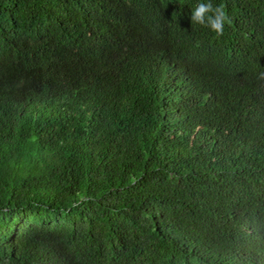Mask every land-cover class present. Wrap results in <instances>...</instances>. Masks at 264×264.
I'll return each mask as SVG.
<instances>
[{
	"label": "trees",
	"instance_id": "obj_1",
	"mask_svg": "<svg viewBox=\"0 0 264 264\" xmlns=\"http://www.w3.org/2000/svg\"><path fill=\"white\" fill-rule=\"evenodd\" d=\"M262 72L264 0H0V264H264Z\"/></svg>",
	"mask_w": 264,
	"mask_h": 264
},
{
	"label": "clouds",
	"instance_id": "obj_2",
	"mask_svg": "<svg viewBox=\"0 0 264 264\" xmlns=\"http://www.w3.org/2000/svg\"><path fill=\"white\" fill-rule=\"evenodd\" d=\"M190 20L191 24L207 27L217 35H222L225 24L231 22L224 4L214 6L211 2L197 3L190 13ZM259 78L264 79V72Z\"/></svg>",
	"mask_w": 264,
	"mask_h": 264
}]
</instances>
